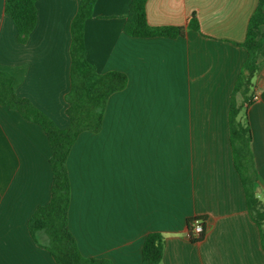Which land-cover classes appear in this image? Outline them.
<instances>
[{"label":"crops","instance_id":"0c3cea01","mask_svg":"<svg viewBox=\"0 0 264 264\" xmlns=\"http://www.w3.org/2000/svg\"><path fill=\"white\" fill-rule=\"evenodd\" d=\"M132 0H98L85 25L86 58L118 71L127 87L110 96L99 133L82 132L67 160L69 228L85 257L141 264L147 234L165 238L161 264H264L235 169L231 93L247 58L248 24L258 0H148L153 27H184L177 38H132ZM0 0V70L58 127L69 124L70 26L81 0H39L25 44ZM195 14L199 31L188 28ZM248 108L256 190L264 204V43ZM238 104L242 99L237 98ZM246 106V104H245ZM52 151L38 124L0 106V264H56L32 238L28 220L49 202ZM205 234L188 237V221ZM40 243L47 238L38 235Z\"/></svg>","mask_w":264,"mask_h":264},{"label":"trees","instance_id":"16d2710c","mask_svg":"<svg viewBox=\"0 0 264 264\" xmlns=\"http://www.w3.org/2000/svg\"><path fill=\"white\" fill-rule=\"evenodd\" d=\"M38 1L5 0L4 10L15 25L18 43L25 44L36 27ZM97 1L81 0L70 26V90L65 98L67 104L65 113L69 124L66 128L58 127L28 99L18 96L14 88V77L0 70V106L8 112H18L24 119L41 126L50 143L52 151L50 165L53 174L51 197L48 203L39 206L33 212L27 227L32 238L50 253L56 264H112L107 259L82 255L68 223L71 184L67 160L70 152L82 132L99 133L101 131L110 96L123 91L128 85V77L124 73L118 71L99 73L86 58L85 25L93 16ZM147 1H131L123 28L127 36L172 39L184 36L186 31L184 27L151 26L146 16ZM188 28L200 30L195 14L191 16ZM263 43L264 0H258V5L248 24L245 41L235 43L245 48L247 58L231 93L229 125L234 166L243 186L248 212L259 229L264 250V204L256 190L258 174L251 147L252 134L247 108L253 99V80L259 69L258 53ZM238 97L242 99V104H238ZM194 221L204 223L205 218L188 221L190 227ZM39 234L46 236L45 244L39 242ZM204 234L205 231L199 239L203 238ZM164 250L165 238L162 234L158 232L147 234L142 245L141 264H161Z\"/></svg>","mask_w":264,"mask_h":264},{"label":"built area","instance_id":"2783aa9c","mask_svg":"<svg viewBox=\"0 0 264 264\" xmlns=\"http://www.w3.org/2000/svg\"><path fill=\"white\" fill-rule=\"evenodd\" d=\"M257 99L256 96L253 97L252 101ZM205 231V226L204 223L202 221H194L191 224L189 233H188V237L192 240H196L199 239V237L201 236V234Z\"/></svg>","mask_w":264,"mask_h":264}]
</instances>
